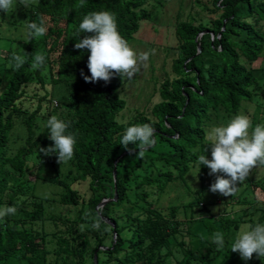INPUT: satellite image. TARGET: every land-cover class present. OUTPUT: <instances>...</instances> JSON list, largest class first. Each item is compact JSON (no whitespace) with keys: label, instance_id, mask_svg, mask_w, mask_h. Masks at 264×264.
<instances>
[{"label":"trees","instance_id":"trees-1","mask_svg":"<svg viewBox=\"0 0 264 264\" xmlns=\"http://www.w3.org/2000/svg\"><path fill=\"white\" fill-rule=\"evenodd\" d=\"M169 2L155 0V6L163 11ZM78 4L79 0H38L25 23L43 19L47 34L27 43L24 37L28 62L19 70L9 67L14 51L0 63V147L10 146L17 121L28 132L22 146L0 157V208L17 209L15 215L0 220V264H170L174 251L185 243L179 241L185 225L182 213L185 216L199 204L166 205L160 196L169 184L189 175L200 148L203 154L211 151L206 135L213 126L226 125L244 102H259L264 95L260 88L264 0H191L186 14L182 5L175 24L177 42L167 50L169 68L164 63L161 83L127 122L122 116L127 101L120 94L125 78L114 76L107 84L85 82L81 70L90 75V53L74 45L86 35L79 33L84 15L107 10L115 14L118 31L130 46L141 23L150 17L146 8L150 2L86 0L77 8ZM36 53L45 55V65L32 71ZM30 83L38 85L32 93ZM57 85L66 87V101L53 100L48 87ZM27 101H37L33 111ZM45 102L48 114L41 116ZM52 115L70 122L68 132L77 141L74 158L67 163H57L55 154L39 152L53 144L49 130L41 126ZM143 123L155 128L156 143L139 158L120 141L127 127ZM35 156L45 157L39 173H47L44 167L50 166L57 167L60 175L34 180ZM258 173L264 178V167L254 168L250 175ZM40 181L42 187L51 182L61 191L54 197L38 195ZM81 183H87L88 196L76 187ZM258 206L255 211L263 214L259 220L264 223V202ZM68 207L76 210L74 220L62 213ZM97 216L102 220L95 229ZM201 222L211 233L225 231L224 247L218 249L208 241L206 253L189 252L175 264L206 263L228 250V230L237 221L222 215ZM248 264H264V258L254 254Z\"/></svg>","mask_w":264,"mask_h":264},{"label":"rangeland","instance_id":"rangeland-1","mask_svg":"<svg viewBox=\"0 0 264 264\" xmlns=\"http://www.w3.org/2000/svg\"><path fill=\"white\" fill-rule=\"evenodd\" d=\"M149 5L146 6L150 10L149 19L141 23V28L139 32L134 37L130 47L136 52H151L155 50L154 54L150 55L149 60L146 62L145 66L141 67V70L132 78H125V85L121 88V96L127 101V108L123 112L122 116H126L123 121H129L133 117V111L137 107H144L147 104L146 99L149 94H151L156 86H158L163 79V66L166 64V68H169L168 59V49L172 48L176 44V18L178 12L181 10L183 5V12L185 14L189 10V2L191 0H170L163 11L156 8L155 0H149ZM38 3V0H31V4L28 8L17 4L13 9L8 12L0 11V63L5 62L4 56L9 52L19 53L23 48V40L26 35L25 26L26 19L30 13L31 8ZM161 11V12H160ZM150 45H153L150 49ZM35 83H30L28 90L34 91ZM260 88H264V82L260 85ZM48 91L53 95V100L56 101H66L67 100V90L64 85H57L53 88L48 87ZM46 91H42L45 94ZM156 101V100H155ZM33 102L27 101L26 106L31 108L33 111L37 105V101ZM49 104L45 102L44 111L40 114L41 116L47 115ZM56 105V104H55ZM33 106V108L31 107ZM52 108V107H51ZM261 112H263L261 114ZM239 114L248 115L253 128L257 124H264V95L254 102H244L242 109ZM45 121L41 122V126L45 128ZM28 132L24 124L19 121L16 122L15 129L11 133V143L7 148L0 147V157L7 153V151L16 150L22 146L27 138ZM12 146V148H11ZM207 148V147H206ZM199 153H202V148H200ZM208 149V148H207ZM200 154V155H201ZM208 159H211V151L205 154ZM52 157V155L50 156ZM36 166L31 165L32 171L34 172V180L38 176L45 177L47 180L55 179L60 174L56 172L54 167L45 166L47 173L40 172L39 167L41 161L45 157L35 156ZM254 170V169H253ZM263 170V169H262ZM41 171V169H40ZM205 171L208 175H205ZM209 169L206 166L201 165L200 170L194 165L189 175L184 180H176L166 188L165 193L161 195L163 203L166 205H181L189 202H198V206L194 209H189L188 212L182 213V218L185 220V225L183 231L179 234V241L185 243L182 248L175 250L173 256L170 258V264H175L177 261H182L187 253L191 252H207V242L211 241L213 232L208 231L206 223L201 222V220H208L213 222L217 220L222 215L229 218L231 221H237V224L228 230L230 245L228 250L220 253L216 259H212L206 263L192 261L191 264H248V261H244L240 258L238 253L231 252V245L234 242L237 234L240 230L246 226L251 225L250 219H254L260 224H264L259 220L262 217V213H256V209L262 205L264 202V178L262 173L253 174L241 184L238 185L237 191L233 196L224 197L219 193H212L209 191L210 184L215 180V176L209 175ZM59 174V175H58ZM33 175H30V177ZM260 181V182H258ZM253 182H256L253 183ZM40 181L39 186H37L38 195L46 196L48 193L50 196H57L61 191L60 186L54 183L48 182L43 187ZM76 187L79 191L88 196L87 183L77 184ZM206 188V189H204ZM242 202L241 204H237ZM61 210L56 207V211ZM61 212V211H60ZM65 216L74 220L76 217V210L74 207L65 208L62 212ZM245 218L243 221L242 219ZM26 228H30L26 226ZM223 236L225 231L222 230ZM225 239V236H224ZM174 243V242H173ZM169 248L166 249L168 251ZM52 259V258H51ZM53 261V259H52Z\"/></svg>","mask_w":264,"mask_h":264},{"label":"clouds","instance_id":"clouds-1","mask_svg":"<svg viewBox=\"0 0 264 264\" xmlns=\"http://www.w3.org/2000/svg\"><path fill=\"white\" fill-rule=\"evenodd\" d=\"M85 3L86 0H79L77 8L83 7ZM16 4L17 0H0V11L8 12ZM18 4L28 8L31 0H18ZM25 31L28 37L26 43L33 38L42 37L47 34L45 21L41 19L39 23H27ZM79 33L86 35L77 40L74 48L87 49L90 53L87 61L90 75H84L81 70L85 82L103 81L107 84L114 76L132 79L155 52L136 53L120 35L115 14L107 10L91 11L84 15L79 24ZM45 60L42 53L34 54L30 69L40 70L45 65ZM27 62L28 54L22 50L12 54L9 67L19 70ZM45 126L49 130L48 139L53 144L47 148H39V152L46 156L55 154L59 164L71 161L77 141L75 135L68 132L70 122L52 115ZM155 135L156 130L149 123L133 125L124 130L120 144L130 155L135 153V157L142 158L155 145ZM206 138L212 158L208 159L205 154H201L196 166L199 170L201 165L206 166L210 170L209 175L215 176L209 187L212 193H219L224 197L233 196L238 185L249 177L254 168L264 167V124H257L253 128L248 115L237 114L226 125L213 126ZM130 144L135 145V148H129ZM16 212L15 206L0 208V220L15 215ZM101 220L97 216L92 227L98 229ZM84 227L81 225V230ZM211 239L218 249L224 247L223 233L215 232ZM231 252L238 253L244 261L251 260L254 254L257 258H264V224L244 226L232 243Z\"/></svg>","mask_w":264,"mask_h":264},{"label":"water","instance_id":"water-1","mask_svg":"<svg viewBox=\"0 0 264 264\" xmlns=\"http://www.w3.org/2000/svg\"><path fill=\"white\" fill-rule=\"evenodd\" d=\"M116 173H117V170L115 169L114 174L116 175ZM106 203H107V200L103 202L102 206H104ZM96 262H97V259H96ZM96 264H98V263H96Z\"/></svg>","mask_w":264,"mask_h":264}]
</instances>
